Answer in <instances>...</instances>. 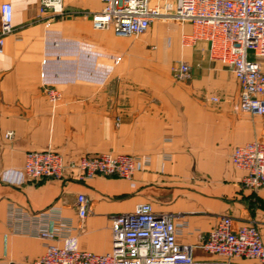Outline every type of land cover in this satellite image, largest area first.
Returning <instances> with one entry per match:
<instances>
[{
  "label": "crops",
  "instance_id": "obj_1",
  "mask_svg": "<svg viewBox=\"0 0 264 264\" xmlns=\"http://www.w3.org/2000/svg\"><path fill=\"white\" fill-rule=\"evenodd\" d=\"M5 3L13 7L14 31L0 55V264H34L45 253L43 240L12 231L10 205L31 215L61 208L75 230L55 245L106 255L113 218L143 203L189 221L178 242L193 247L195 264H257L201 247L223 216L235 231L257 226L264 241V187L246 189V173L231 162L236 147L264 143V117L237 109L238 80L209 59L207 43L181 46L191 24L162 21L140 37L121 38L93 27L102 0H64L57 17L42 15L40 0H0ZM258 60L264 69V58ZM176 61L192 66L188 81L174 79ZM50 88L61 94L55 104ZM46 150L66 161L132 155L151 166L133 182L104 176L81 182L73 174L27 178V153ZM79 195L91 202L84 220Z\"/></svg>",
  "mask_w": 264,
  "mask_h": 264
},
{
  "label": "built area",
  "instance_id": "obj_2",
  "mask_svg": "<svg viewBox=\"0 0 264 264\" xmlns=\"http://www.w3.org/2000/svg\"><path fill=\"white\" fill-rule=\"evenodd\" d=\"M103 9L92 16L96 30H110L121 38L140 37L154 23L173 21L190 23L191 34L181 37L183 48H193L200 42L208 45L209 59L226 66L241 88L238 110L264 117V69L258 59L264 58V0H102ZM42 15L64 14V0H40ZM13 28V7L0 6V55L4 53L5 37ZM250 53L255 59L250 58ZM176 81H188L192 66L184 61L171 65ZM52 103L61 99L60 92L50 88ZM212 102H219L214 97ZM13 132L6 134L7 139ZM233 166L246 175L242 185L251 191L264 187V143L253 141L236 147L231 155ZM151 160L132 155L106 153L66 161L52 150L29 152L23 174L34 180L63 179L73 174L84 182L97 176L118 177L133 182L139 172H145ZM91 212V202L77 197V213L84 220ZM8 222L15 234L44 241L45 253L34 264H195L193 247L180 244L178 237L190 227L186 219L170 214H158L147 203L133 212L112 220V251L106 255L76 249H65L55 242L75 229L73 219L63 216L62 209L51 207L31 215L15 205L8 209ZM202 249L227 259L243 257L264 264V241L255 225L233 230L232 219L223 216L203 240ZM226 264H231L227 262Z\"/></svg>",
  "mask_w": 264,
  "mask_h": 264
},
{
  "label": "rangeland",
  "instance_id": "obj_3",
  "mask_svg": "<svg viewBox=\"0 0 264 264\" xmlns=\"http://www.w3.org/2000/svg\"><path fill=\"white\" fill-rule=\"evenodd\" d=\"M160 22H162V21H160ZM250 58H251V59H253V56H252V54H251V53H250Z\"/></svg>",
  "mask_w": 264,
  "mask_h": 264
}]
</instances>
